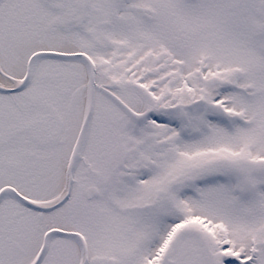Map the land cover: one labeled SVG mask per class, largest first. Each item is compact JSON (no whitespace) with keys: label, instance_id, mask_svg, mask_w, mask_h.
Here are the masks:
<instances>
[{"label":"snow or ice","instance_id":"snow-or-ice-1","mask_svg":"<svg viewBox=\"0 0 264 264\" xmlns=\"http://www.w3.org/2000/svg\"><path fill=\"white\" fill-rule=\"evenodd\" d=\"M0 264H264V0H0Z\"/></svg>","mask_w":264,"mask_h":264}]
</instances>
